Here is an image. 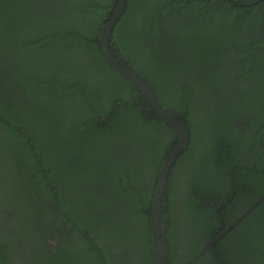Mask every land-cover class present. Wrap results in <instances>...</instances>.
Here are the masks:
<instances>
[{
	"label": "trees",
	"instance_id": "trees-1",
	"mask_svg": "<svg viewBox=\"0 0 264 264\" xmlns=\"http://www.w3.org/2000/svg\"><path fill=\"white\" fill-rule=\"evenodd\" d=\"M217 1L127 0L110 37L191 131L162 205L167 264L209 240L204 264H264V93L226 64L252 59L257 6ZM118 6L0 0V208L14 225L7 240L0 222V264H156L151 214L177 135L103 54Z\"/></svg>",
	"mask_w": 264,
	"mask_h": 264
},
{
	"label": "water",
	"instance_id": "water-1",
	"mask_svg": "<svg viewBox=\"0 0 264 264\" xmlns=\"http://www.w3.org/2000/svg\"><path fill=\"white\" fill-rule=\"evenodd\" d=\"M126 4L127 0H119V6L116 11L102 28L100 42L103 54L109 63L146 95L147 100L150 102V105L155 110L157 116L164 122V124L173 129L177 135V144L171 148V151L163 160L151 214V234L154 258L156 264H167V251L165 246L166 237L164 236V228L166 227V224L162 221V205L168 178L174 164L179 159V156L186 150L191 142V131L186 122L179 119L176 113L169 112L162 107L151 86L145 82L136 71L129 69L128 66L124 65V63H122L114 54L113 50H111L110 37L112 36V31L120 16L125 10Z\"/></svg>",
	"mask_w": 264,
	"mask_h": 264
},
{
	"label": "flooded vegetation",
	"instance_id": "flooded-vegetation-1",
	"mask_svg": "<svg viewBox=\"0 0 264 264\" xmlns=\"http://www.w3.org/2000/svg\"><path fill=\"white\" fill-rule=\"evenodd\" d=\"M230 3H232L233 5L245 6L247 8V10H244L245 12H249L248 6H257V8L254 10V12H251V19L253 22L251 23V25L245 27L242 31H243V34L247 37H258L259 38V40H258L259 44L255 49V52L253 54L252 59L248 62L246 67L244 65H241V66L235 65V67H233L232 63L235 62L234 54H231V55L226 57V64L231 65L232 69L235 70L234 72H239L243 75V80L245 82V85L247 84L248 87H252V89H256L255 90L256 93L257 92L264 93V0H253L251 2H241V3L238 1H234V0H226L224 2L217 1V5H219L222 10H228V8L231 6ZM179 12L184 14V12H182V11H179ZM187 18H189V17H187ZM238 27H242V26H238ZM171 44H175V43H171ZM111 50H113V49H111ZM113 52L120 59V61L125 64V62L122 61L123 57H121L120 53L115 51V50H113ZM173 52H174V49L171 50V53H173ZM128 68L132 69L129 66H128ZM115 70H117V69L115 68ZM113 74H114V71H112V70H110L108 73V75L111 77L113 76ZM260 80H263L262 86L259 83ZM181 83L183 84L182 81H181ZM132 86H135V85H133V83H132ZM167 109L169 110V108H167ZM172 112L176 113L175 111H172ZM246 127L250 128L251 127L250 123H248ZM252 133H253V131H251V134ZM261 142H262V144L264 143V138H261ZM263 147H264V144H263ZM0 213H1L0 222L8 233L7 234V240H8L13 235V232H12L13 226H14V225H12L13 219H12L10 212L7 209L0 208ZM248 215H249V212H245L243 214V216L236 219L237 221L235 223L230 224L229 228L226 231L233 230V228L236 225H238L239 222L243 221L246 217H248ZM65 227H67V226L65 225ZM68 229H70V228H68ZM225 234L226 233L221 234V236H219V239H221V237ZM214 244H215V241H212V240L207 241V243L205 245H203L204 250L202 251V253L200 255H198V257L193 258V259H188V256H183L182 261L186 262V264H195L197 261L200 264H204L205 262H208L207 261L208 258L206 257L204 259H201V255L202 256L206 255V253L210 251V249L212 248V246ZM20 245L22 246V244L20 242H18L19 247H20ZM165 246H166L167 253H169V247L167 246V244H165ZM21 253H22V258H24V256H25L24 252L21 251ZM240 262H241V260H238V264ZM231 263H233V261ZM206 264H208V263H206ZM233 264H236V260L234 261Z\"/></svg>",
	"mask_w": 264,
	"mask_h": 264
}]
</instances>
